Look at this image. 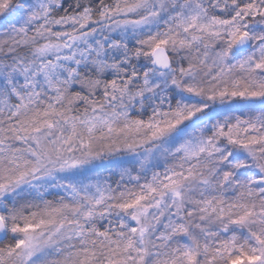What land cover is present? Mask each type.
Here are the masks:
<instances>
[{
	"label": "snow or ice",
	"instance_id": "1",
	"mask_svg": "<svg viewBox=\"0 0 264 264\" xmlns=\"http://www.w3.org/2000/svg\"><path fill=\"white\" fill-rule=\"evenodd\" d=\"M0 264H264V0H0Z\"/></svg>",
	"mask_w": 264,
	"mask_h": 264
}]
</instances>
